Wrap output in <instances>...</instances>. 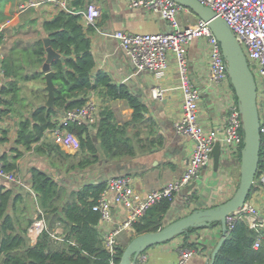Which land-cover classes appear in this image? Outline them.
<instances>
[{
  "label": "trees",
  "instance_id": "obj_1",
  "mask_svg": "<svg viewBox=\"0 0 264 264\" xmlns=\"http://www.w3.org/2000/svg\"><path fill=\"white\" fill-rule=\"evenodd\" d=\"M5 1L0 0V25L11 16L4 10ZM80 4L78 1L70 5L74 12L60 9L52 18L41 21L32 17L37 8L27 10L32 17L29 24H40L39 38L29 45L20 46L17 43L7 56L0 59L5 77V83L0 88V119L12 112L17 118L13 148L16 154L12 158L8 154L0 157L7 171L16 170L17 160L30 150L47 156L58 171L63 168L67 173L97 164L100 154L109 160L136 154L137 134L133 135L130 129L145 123L147 107L126 84L115 83L107 73H94L96 61L90 37L93 28H84L82 16L78 13ZM17 24L18 32L26 27V24ZM2 32L0 42L3 40ZM46 37L50 38L51 46L65 57V61L57 59L52 63L56 85L55 110L43 104L28 106L21 98L22 82L44 78L45 74L40 70L47 57ZM43 93L47 100L48 92L44 89ZM92 93L102 102L100 118L93 126L78 123L68 126L69 131L80 139L81 146L76 155L67 154L58 144L46 138V132L58 127L62 112L81 108ZM114 100L127 102L133 110L130 120L120 123L116 119L114 110L107 104ZM263 171L264 150L261 149L257 177ZM30 172L37 211H41L46 218L48 228L33 243L29 229L34 222V213L31 212L28 195L0 185V264H110L112 255L106 249L98 227L101 217L93 209L106 183L86 185L68 193L49 172L35 166ZM171 204L172 201L164 200L150 208L134 223L136 236L166 226L165 217ZM57 222L64 228L63 243L58 246L52 236ZM216 226H221L220 222L209 227ZM198 229L201 228H190L182 235L188 238ZM258 236L259 233L245 221H238L214 264H264V237L261 246L254 247ZM192 246L187 244L189 248ZM125 248V245H118L116 263L119 264Z\"/></svg>",
  "mask_w": 264,
  "mask_h": 264
},
{
  "label": "crops",
  "instance_id": "obj_2",
  "mask_svg": "<svg viewBox=\"0 0 264 264\" xmlns=\"http://www.w3.org/2000/svg\"><path fill=\"white\" fill-rule=\"evenodd\" d=\"M66 1L69 8H71L70 5L73 2L80 1L82 4L78 6L79 11L84 10L90 4H95L100 8L102 15L98 20V26L92 27L93 31L90 34L92 51L96 61L94 73H107L115 83L126 84L130 91L141 99L147 107L145 123L136 129H130L133 135L137 134L136 154L132 157L126 156L116 160H109L104 154H100L101 159L97 164L84 170H74L67 173L63 168L58 171L47 156L36 154L32 150L25 151L24 159L22 157L18 159L17 168L13 170L21 182H10L0 177V185L28 195V200L32 207V200L35 203L36 197L32 189L30 170L34 166L52 174L68 193L78 191L90 184L106 183L107 186L108 181L117 176H131L134 179L135 189L141 193L161 189L169 183L180 179L188 168L190 158L195 149V142L190 137L179 134L175 128L176 121L181 118L183 113V94L179 89L180 77L175 56L169 53L168 70L162 75H156L149 71H139L126 55L121 42L112 36L116 31L132 34L166 33L171 30L168 21L149 8L131 7L127 0ZM22 3L24 2L19 1L17 3V9ZM36 10V13L31 12L33 13L32 17L41 21L45 18H52L60 8L55 7L52 3H46ZM16 12L17 10L12 13L10 9L6 10V14L11 15L7 21L12 20V26L15 23L17 24L16 21L21 16L26 14V12L28 13L26 11L19 15ZM194 15L183 12L180 15L182 24L185 26L194 24L198 19ZM29 17L31 16L29 15ZM27 27H29L28 32L17 31L16 34L9 38H7V33L5 32L6 28L2 30L3 40L0 42V59L7 56L17 43L20 46L29 45L39 38L40 24L33 26L28 22L25 28ZM32 28L36 30H32ZM103 32L109 35H105ZM34 33L35 35L31 36L34 37V40L24 44L22 37ZM11 42L12 44H10ZM4 46L10 47L7 53L5 52L6 49L4 50ZM187 59L190 80L196 88L201 89L203 92L199 105L200 123L206 128H216L223 125L228 115L227 101L224 94L230 91L234 92L233 85L224 83L217 88H208L210 61L209 46L205 38H194L191 40L188 45ZM21 84L22 88H24L28 82H22ZM37 84V87L42 90L45 89V77L39 78ZM156 86L167 89L165 96L162 98L153 96V88ZM22 92L23 89L21 94ZM90 97L98 99L102 105L100 98L95 93H92ZM107 104L114 110L116 119L120 123L131 119L133 110L126 101L114 100L109 101ZM63 117L64 112L60 114L59 122ZM98 117L100 118V113ZM11 123L13 128L5 134L2 133V129L6 130L7 123L3 119L0 120V157L8 154L12 158L16 154L13 148L15 147L17 125L15 120H12ZM46 138L54 142L49 131L46 132ZM20 149L23 150L21 147ZM61 149L70 155H76L79 151L63 147ZM239 154L237 155L238 158L235 156L232 159L221 155L218 168H216L213 160L202 171L198 179L183 188L175 196L165 217V222L170 223L190 214L196 209L210 208L229 200L235 194L241 179ZM107 199L112 205V217L108 222L99 223L98 227L103 236L109 235L120 228L127 217L126 209L115 202L113 193H108ZM248 200L257 207L260 217L264 221V186L259 182L258 178L255 180ZM32 210L35 219L37 206L35 205ZM44 219L47 225V220L45 217ZM53 230L54 233L52 234H55L56 245H61L63 243V226L60 225V222H57ZM258 230L257 232L262 233L264 236V228L260 227ZM134 237H136V232L122 231L118 236L119 245L127 246ZM221 237V226L198 229L192 232L188 238L183 235L177 236L170 241L149 248L146 251L149 255L147 264H177L181 251L189 249L187 244H192L191 249L196 251L187 264H210L212 253ZM31 240L35 243L32 238Z\"/></svg>",
  "mask_w": 264,
  "mask_h": 264
},
{
  "label": "built area",
  "instance_id": "obj_3",
  "mask_svg": "<svg viewBox=\"0 0 264 264\" xmlns=\"http://www.w3.org/2000/svg\"><path fill=\"white\" fill-rule=\"evenodd\" d=\"M127 1L131 7H146L160 14L170 25L171 30L166 33L132 34L116 31L112 36L121 42L126 55L139 71H149L156 75H162L168 70L169 53L175 56L180 77L179 89L183 94V113L181 118L176 121L175 128L179 134L188 136L195 142V149L183 176L161 189L141 193L135 189L134 179L131 176H117L108 181L105 190L93 207L100 214V222H108L112 217V205L107 199L108 193H113L115 202L124 206L127 212L124 224L109 235L103 236L105 247L112 255L110 264H118L115 261V256L118 253V236L122 231L135 232L134 223L140 220L150 208L164 200L173 201L183 188L198 179L202 171L214 160L213 151L217 143L220 144L221 155L230 159L235 156L238 158L237 155L244 146L245 136L235 91L224 94L228 115L223 125L216 128H206L199 121V105L203 92L193 85L188 73L187 52L191 40L194 38L207 40L210 61L208 88H217L224 83H231L228 62L223 54L221 42L212 31L209 22L198 18L194 24L185 26L182 24L180 15L183 12H193L175 0ZM199 1L212 8L229 23L247 55L249 66L258 85L261 149L264 150V0ZM46 3H52L55 7L66 11H73L68 7L66 0H28L19 5L18 14L20 15L30 8H38ZM78 13L82 16L81 21L85 29L97 27L98 20L102 15L100 8L95 4L88 5ZM12 22V20H8L2 24L0 31L11 25ZM3 83H5V77L0 63V88ZM166 92L167 89L159 86L153 88L155 98H162ZM100 109V101L90 97L81 108L67 110L58 127L49 131L54 142L66 149L79 150L80 139L75 133L69 131L68 126L71 123L93 126L98 121ZM0 177L10 182H21L15 172L7 171L4 168L2 162H0ZM257 178L264 186V171ZM241 220L256 231H259L260 227L264 228V221L260 217L257 207L249 200L241 211L232 213L227 217L229 233ZM44 230H47L44 216L41 211H37L34 222L29 229L30 237L36 242ZM52 236L56 238L55 234ZM263 237V234L259 233L254 244L255 248L261 246ZM195 252L191 248L181 251L177 264H187ZM148 260V253L143 252L138 256L136 264H147Z\"/></svg>",
  "mask_w": 264,
  "mask_h": 264
},
{
  "label": "water",
  "instance_id": "obj_4",
  "mask_svg": "<svg viewBox=\"0 0 264 264\" xmlns=\"http://www.w3.org/2000/svg\"><path fill=\"white\" fill-rule=\"evenodd\" d=\"M189 8L195 16L207 22L222 45L223 54L228 62V73L231 84L235 89L239 108L242 115L244 129V147L241 156V179L235 194L227 201L204 209H196L190 214L168 223L154 232H147L134 237L126 246L119 264H136L138 256L149 248L174 239L187 232L190 228H205L215 222H220L222 237L212 253L210 264L215 259L229 236L227 217L242 210L251 194L257 178L261 157L260 111L258 99V85L256 77L249 66L247 55L234 34L229 23L209 6L199 0H175ZM47 57L41 67L45 75L48 99L43 104L49 109H56L54 83L55 72L52 63L65 57L51 46L49 37L44 39ZM221 147L217 143L214 151V163L218 168L220 163Z\"/></svg>",
  "mask_w": 264,
  "mask_h": 264
},
{
  "label": "rangeland",
  "instance_id": "obj_5",
  "mask_svg": "<svg viewBox=\"0 0 264 264\" xmlns=\"http://www.w3.org/2000/svg\"><path fill=\"white\" fill-rule=\"evenodd\" d=\"M19 1H22V0H6L5 2H4V7H5V12H6V10L7 9H10L11 10V13L12 12H14V11H16L17 10V3ZM17 2V3H16ZM24 2V1H23ZM14 3H16V4H14ZM10 5H11V8H10ZM16 5V6H15ZM18 12V11H17ZM16 12V13H17ZM30 12V11H29ZM27 13L26 12V14H24L23 16H21L17 21V23H19V24H26V25H28V22L30 21V19H31V17H29V15H30V13ZM193 14V13H192ZM195 16V15H194ZM23 17V19L19 22V20L21 19ZM196 17V16H195ZM11 26V27H10ZM30 27V26H29ZM29 27H27V28H23V29H21V31L20 32H23V33H25V32H28L29 31ZM6 28V29H5ZM4 29H5V32L7 33V38H9L10 36H13L14 34H16V32L18 31V24H16L15 23V25L14 26H12V25H9V26H7V27H5ZM36 30L35 28H32V30ZM32 35H35V33L34 34H29V36L28 35H25L24 37H22L23 39H22V41H23V43L24 44H28V43H30V41H32V40H34V37H31ZM10 44H12V42L10 43ZM9 44V45H10ZM6 49V53L8 52V50L10 49V47L8 48V47H6V46H4V50ZM259 76V75H258ZM39 79H34V80H32V81H29V82H31V83H29L28 82V84H26L25 86H24V88H23V92H22V94H21V97L23 98V100H25L26 102V104H28V106H31L32 104H36V105H38V104H44L47 100L45 99V95H44V93H43V90L40 88V87H37V81H38ZM33 86V87H32ZM46 86V85H45ZM41 89V90H40ZM46 90V89H45ZM47 99H48V97H47ZM4 120V121H6V123H7V125H6V130L4 131L3 129H2V133H5V134H7L12 128H13V124L11 123V121L12 120H15L16 121V115L12 112L11 114H7V115H5V116H3L0 120ZM24 157L25 156H23L22 157V159H24ZM31 202V201H30ZM35 203L33 202V200H32V207H31V212L33 213V210H32V208H34L35 207Z\"/></svg>",
  "mask_w": 264,
  "mask_h": 264
}]
</instances>
